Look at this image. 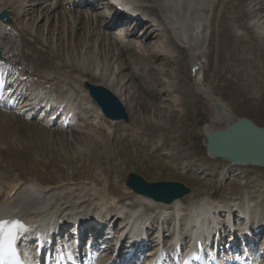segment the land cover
<instances>
[{"label":"bare ground","instance_id":"obj_1","mask_svg":"<svg viewBox=\"0 0 264 264\" xmlns=\"http://www.w3.org/2000/svg\"><path fill=\"white\" fill-rule=\"evenodd\" d=\"M71 1L0 0V12L7 10L16 22L10 27L6 24L2 29L0 21V32L13 38L11 31L6 30L14 28L19 37L24 38L21 52L7 57V63L19 70L13 83L19 82L18 88L23 94L19 97L22 114L18 109H0V219L23 218L34 229L43 224L60 225L70 215L86 224L110 213L113 222L124 223V230L137 237L140 236L137 223L145 226L146 238L153 245L146 260L153 262L166 259L173 251L170 243L185 239L188 228L205 233L214 225L223 230L222 218L237 206L244 208L248 204L251 222L258 217L264 224V183L256 188L258 184L253 187L245 181L243 186L249 190L242 189L238 196L217 200L213 194L205 195L209 192L205 185L218 178L214 174L204 184L202 189L205 190L199 188L184 199L167 204L134 193L126 186L127 170H135L126 167L129 161L122 156L126 151L125 156L132 157L131 151L129 154L126 149L132 146L135 157L145 168L159 171L166 169L167 165L178 171L174 166L180 164L187 171L189 162H196L189 160V155L176 156V151L162 149L166 145L162 130L173 123L159 117L165 110L167 118L172 112L157 101L162 97L168 99L172 92L178 91L179 95H174L168 102L178 113L187 116L184 109L189 103L188 93L180 82L181 77L176 75L182 61L184 66L199 67L195 75L191 74L192 84L195 91L208 101L211 121H224L216 129L235 120L231 107L203 83L204 62L208 70L212 26L214 24L218 30L219 22L227 19L226 28L240 40L239 46L245 52L242 55L250 56L249 62L256 63L254 67L244 65L250 66L244 76L255 89V85L264 84V0H120L137 13L139 20L143 11L147 19L143 18L144 23L139 22L127 31L118 32L110 31L107 26L111 22L108 12H97L88 2L83 7L70 8ZM110 2L103 0L101 3L117 10ZM99 19H102L101 23ZM117 23H120L118 30H123L127 24L122 17ZM10 37L8 40L12 43ZM169 68L176 70L174 75ZM254 68L255 73L252 72ZM85 82L109 91L124 106L126 114L137 108L139 120L134 119L136 125L123 127L119 135L117 130H112L82 88ZM159 82L163 87L156 93L144 87L148 84L157 86ZM40 102L46 103L45 108L51 106L47 116L62 108L57 122H62L71 113L69 126L61 131L49 125L48 119L31 120L30 112ZM211 128L208 126L204 130ZM67 131L79 135L70 142ZM106 131L115 133L117 138H125L127 143L104 142ZM160 132L161 138L154 144L139 141L141 135L151 139ZM71 143L74 147H70ZM46 153L59 162L73 158H82L84 162L66 176L62 175V170L46 168H39L41 175L36 176L31 170L40 165L38 156L48 157ZM89 160L94 163L88 165ZM216 161H225L219 166L223 167L218 178L221 182L226 176L235 174L234 171L249 166L228 160ZM79 173L80 179H74L73 176L77 178ZM197 173L199 171H194L190 179L201 184L195 177ZM95 176L98 182L93 180ZM110 176L114 178V181L111 179L113 183L108 178ZM233 184L237 190L242 187L239 182ZM252 204L254 207L249 208ZM234 213L235 217L237 212ZM120 214L124 218L119 219ZM149 229L151 233H148ZM42 230L46 231V228ZM166 241L170 243L164 244ZM161 242L163 245L159 247ZM257 264H264V259Z\"/></svg>","mask_w":264,"mask_h":264},{"label":"rangeland","instance_id":"obj_2","mask_svg":"<svg viewBox=\"0 0 264 264\" xmlns=\"http://www.w3.org/2000/svg\"><path fill=\"white\" fill-rule=\"evenodd\" d=\"M99 5V4H98ZM101 9H97V11H100ZM215 20V16H214ZM214 22V21H213ZM219 28L213 24L212 26V38L210 39V54L208 56V70L205 68V80L204 85L209 86L212 89V92L218 96L222 101H224L227 105L231 107L233 110V113L236 116L239 117H246L251 119L255 124L263 126L264 127V92L262 91L264 88L263 85H259L257 87L254 86L255 89H253V83L249 81L246 75V71H250V66L244 67V65H251L254 67L255 64L250 63V56L242 55V53H245L242 51V48L239 46L240 40H237L234 38V36L229 32V30L226 28L227 25V19H222L221 22H219ZM226 28V29H225ZM220 30V31H219ZM219 31V32H218ZM116 32V31H113ZM17 37L15 40V44H19L18 46H14V51L21 52V38ZM18 40V41H17ZM228 46H227V45ZM18 47V48H17ZM20 48V49H19ZM18 49V50H17ZM242 57L247 58L246 60H243ZM249 57V58H248ZM160 61L162 60L159 59ZM157 60V63H159ZM248 60V61H247ZM180 65V69L172 70L174 71L173 75L176 72V75L178 74L179 77H181V83L185 87V91L188 93L189 97V103L187 106L185 105V109L187 110V116H183L181 113H178L174 106L170 105L168 102V99L173 97L174 95H179V92H172L167 98L165 99L162 97L161 101H157L160 105H166L168 106V109L172 112V115L168 118V113L164 112L162 113L160 119L164 120H170L171 126L168 127V129H163L162 133H164L163 140L166 142V145L164 148L165 151H176V156L179 155H189V160H196L195 163L189 162L190 169L187 171H184L182 169V165H175L174 167L178 171L171 170L170 166L167 165L166 169L163 171L159 170H149L145 168L140 162L139 158L135 157V154L133 152V147L130 146L127 151H131L132 157H126L125 153L122 154L125 161H129L126 165L128 169H134L135 171L127 170V174L129 172H134L138 175H141L146 181L148 182H155V181H178L183 183L185 186L191 189V192L194 190H199V188H204V184L208 183L209 175H218V178L221 176V171L223 167H219L221 164H223L225 161H216L209 159L207 156L205 146L203 144L202 140V134L204 132V129L209 127H220L224 124V121H215L212 122L211 117L212 115L209 113V105L208 101L202 96H200L194 89V86L192 84V81L189 78V66H184V61ZM245 63V64H244ZM172 66V65H171ZM174 67V66H172ZM181 70V71H180ZM257 70L254 68L252 70L253 73H255ZM259 75V74H258ZM260 76V75H259ZM142 82V80H140ZM94 83V82H92ZM97 84V83H95ZM99 84V83H98ZM103 85V84H101ZM162 83H158L157 86H153L148 84L147 86L144 85V87H149L147 90L154 91L162 88ZM153 87H156L155 89ZM151 88V89H150ZM158 88V89H157ZM263 92V93H262ZM175 93V94H173ZM261 95L263 97H261ZM166 97V96H165ZM197 98V99H196ZM172 99V98H171ZM164 101V102H163ZM169 104V105H168ZM173 109V110H172ZM174 111V112H173ZM129 120L127 123L123 122H110V127L114 130H117V134L119 135L121 132L119 131L121 127H134L136 123L134 122V119L139 120V113L138 109H132V111L129 112ZM165 117V118H164ZM134 124V125H133ZM169 124V123H167ZM75 132L68 133V141L73 142V137H78V133L75 135ZM160 133H155L154 137L151 139H146L144 135H141L139 137V141H150L148 144H154L156 140L161 138L159 136ZM170 137L167 139V137ZM110 131H106L104 142L108 143H116L122 141L123 143H127L128 140L125 138H122ZM166 137V138H165ZM168 141V142H167ZM152 142V143H151ZM68 143V142H67ZM124 145V144H122ZM70 147H74V144L71 143ZM133 148V149H132ZM161 149V148H160ZM137 152V151H136ZM135 152V153H136ZM160 152V151H159ZM162 152H160L161 154ZM48 155V153H46ZM130 154V152H129ZM26 160L28 157H24ZM146 158V156H145ZM38 161L40 162V165L36 166L37 168L34 170H31L32 173H34L36 176L41 175V171H39V168H46L48 170L53 169L60 171L62 170V175L66 176L69 172L73 170L74 167H76L78 164L82 165L81 163L84 162V159L82 158H73L69 159L66 162H59L48 155V157L38 156ZM50 163H49V162ZM101 161V160H100ZM31 162V161H30ZM29 162V163H30ZM102 164L103 161H101ZM94 161L89 160L88 165L93 164ZM197 163V164H196ZM101 164V165H102ZM195 164V165H190ZM58 166V167H57ZM33 167V166H32ZM83 168V167H82ZM81 168V169H82ZM220 168V171L218 170ZM256 168V169H255ZM80 169V168H79ZM201 169L203 171H201ZM213 169L216 170V172H213ZM82 171V170H79ZM194 171H199L200 173H197V176H195L201 184H197L196 182L192 181L190 178L192 177V173ZM205 172H207L205 174ZM209 172V173H208ZM82 173V172H80ZM76 174L78 176L77 178L75 175L73 176L74 179H80L81 174ZM230 178H226V183L223 185H220V181H210L211 184H207L208 191L215 192V196L217 199H221L223 197H230L234 195H239L242 193L243 190H249L248 187L242 186L239 190H237V187L234 186L233 182H245L247 181L249 186H256L255 184H258V187L262 183H264V169L257 168V167H241V169L237 170ZM257 176V178H256ZM85 177V176H84ZM107 177V176H106ZM105 177V178H106ZM83 178V177H82ZM97 177H93L94 181ZM110 182L114 181V178L112 176L108 177ZM126 178V176H125ZM261 178V179H260ZM85 179V178H84ZM112 179V181H111ZM83 180V179H81ZM86 180V179H85ZM92 180V179H91ZM116 180V179H115ZM100 181V180H99ZM120 181V180H119ZM98 182V181H97ZM102 182V181H101ZM100 183V182H99ZM113 183V182H112ZM201 185V187H200ZM220 186V187H219ZM205 190V189H202ZM264 197V195H262ZM185 198V197H184Z\"/></svg>","mask_w":264,"mask_h":264},{"label":"water","instance_id":"obj_3","mask_svg":"<svg viewBox=\"0 0 264 264\" xmlns=\"http://www.w3.org/2000/svg\"><path fill=\"white\" fill-rule=\"evenodd\" d=\"M92 96L104 107L108 115L109 107L124 117L119 101L101 87H91ZM207 152L216 158L227 159L237 164L264 165V128L256 126L251 120L240 117L224 128L210 131L204 135ZM129 186L137 192L157 201L171 202L188 192L181 184L174 182L146 183L141 177L129 174Z\"/></svg>","mask_w":264,"mask_h":264},{"label":"snow or ice","instance_id":"obj_4","mask_svg":"<svg viewBox=\"0 0 264 264\" xmlns=\"http://www.w3.org/2000/svg\"><path fill=\"white\" fill-rule=\"evenodd\" d=\"M28 231V227L19 219H0V264H21L17 241Z\"/></svg>","mask_w":264,"mask_h":264}]
</instances>
